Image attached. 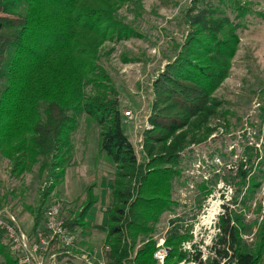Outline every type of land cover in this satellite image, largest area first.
<instances>
[{
	"label": "trees",
	"instance_id": "obj_1",
	"mask_svg": "<svg viewBox=\"0 0 264 264\" xmlns=\"http://www.w3.org/2000/svg\"><path fill=\"white\" fill-rule=\"evenodd\" d=\"M127 1L0 0V156L17 173L38 164L49 189L71 162V137L85 113L98 125L99 150L114 166L106 222L93 225L105 232V264H158L153 258L157 226L177 205L173 181L181 175V153L208 138L215 129L211 120L222 116V102L213 93L228 76L242 27L238 20L246 11L237 0H218L236 4L237 15L216 16L218 6L208 5L187 14L192 30L153 82L151 128L142 132L138 159L124 131L118 93L100 63L105 43L135 36L117 14ZM252 157L238 165V190L249 172L242 166L251 167ZM250 182L254 189L260 184L258 178ZM94 186L89 184L80 205L63 215L72 233L90 226L86 216L98 200ZM34 214L31 234L39 225L40 206ZM219 226L212 247L216 255L204 261L199 252L189 255L181 248L190 239V227L181 218L169 219L164 264L258 263L261 243L256 250L243 243L228 211ZM5 236L1 229L0 239Z\"/></svg>",
	"mask_w": 264,
	"mask_h": 264
},
{
	"label": "rangeland",
	"instance_id": "obj_2",
	"mask_svg": "<svg viewBox=\"0 0 264 264\" xmlns=\"http://www.w3.org/2000/svg\"><path fill=\"white\" fill-rule=\"evenodd\" d=\"M236 2L246 11L238 20L242 23L237 30L239 42L230 61L228 76L213 93L222 102L219 108L222 116L211 120L215 129L208 138L191 144L181 153V175L173 181L172 196L177 205L162 216L156 241L164 242L165 230L172 218H181L183 226L190 227V239L186 241L193 238L201 241L210 232L206 229L203 236L194 237V225L205 209L216 201L223 214L219 212L212 220L215 227L220 228V220L228 211L243 243L253 250L261 243L257 264H264V216L261 217L264 165L258 164L264 161V0ZM206 5L218 6L220 11L216 16L221 14L233 19L237 15L236 4L231 8L227 6L228 1L220 4L218 0H128L117 12L119 18L134 30L135 36L105 43L100 63L118 93L124 131L133 143L138 159L142 157V132L151 128L148 117L154 97L153 82L165 65L176 58L191 32L187 14ZM3 87L4 81L0 78V90ZM125 111L130 115H125ZM71 142V162L65 167L62 178L54 180L49 189L46 186L49 182L40 175L38 164L17 173L13 171L12 163L0 156V202L3 207L0 209L10 212L18 227L32 235L34 209L40 206L39 225L45 208L52 204L58 205L62 217L69 216L85 199L86 187L94 183L93 191L98 200L86 216L90 226L85 230L77 228L73 233L72 252L76 258L69 263L84 264L81 254L102 257L105 232L93 225L106 222L111 202L108 187L112 186L114 166L99 150L98 125L85 113L78 117ZM252 155L254 163L251 167L249 164L242 166L249 168V172L246 184L238 190V179L234 175L239 163L246 162ZM252 177L260 181L255 189L251 187ZM46 190L48 193L42 199ZM207 258L206 255L205 260ZM14 260L19 264L18 255L12 251L6 235L0 239V264H16ZM191 262L196 263L189 260L183 264Z\"/></svg>",
	"mask_w": 264,
	"mask_h": 264
},
{
	"label": "built area",
	"instance_id": "obj_3",
	"mask_svg": "<svg viewBox=\"0 0 264 264\" xmlns=\"http://www.w3.org/2000/svg\"><path fill=\"white\" fill-rule=\"evenodd\" d=\"M124 113L125 115H130L129 111H125ZM216 206L217 210L211 218H208V216L212 205L205 209V212L201 215L199 222L194 225V230L192 231L194 237H197V235L203 236L206 233V229L210 232V235L205 236L201 240L202 242L193 238L192 241H184L182 243L183 250L187 251L189 255L199 252L202 260H205L206 255L209 257L216 255L212 247L221 234V228H216L212 220L216 218L219 212L223 214V210L219 207L218 203ZM261 206V217H263L264 198ZM0 229L6 232L12 251L18 255L19 264H57V256L60 255L76 258V255L72 252L74 246L73 233L65 227L60 208L56 204L45 208L43 220L33 231L32 235L20 229L13 215L5 209H0ZM156 246L153 258L158 264H163L169 249L164 245V242L160 243V241H157ZM80 258L84 264H105L102 257L97 258L90 253L81 254ZM224 260L221 261V264H223ZM183 262L179 264H183ZM196 263L191 262V264Z\"/></svg>",
	"mask_w": 264,
	"mask_h": 264
},
{
	"label": "crops",
	"instance_id": "obj_4",
	"mask_svg": "<svg viewBox=\"0 0 264 264\" xmlns=\"http://www.w3.org/2000/svg\"><path fill=\"white\" fill-rule=\"evenodd\" d=\"M107 173H105L104 176H106ZM110 189V187H108ZM108 189V191H109ZM108 211V210H107ZM71 262H73L72 258L66 257L65 255L62 256H57V264H69Z\"/></svg>",
	"mask_w": 264,
	"mask_h": 264
},
{
	"label": "bare ground",
	"instance_id": "obj_5",
	"mask_svg": "<svg viewBox=\"0 0 264 264\" xmlns=\"http://www.w3.org/2000/svg\"><path fill=\"white\" fill-rule=\"evenodd\" d=\"M211 205L213 207L210 208V212H209L208 218H211L213 216V214L215 213V211L217 210V206H216L217 205V202L216 201L212 202Z\"/></svg>",
	"mask_w": 264,
	"mask_h": 264
}]
</instances>
